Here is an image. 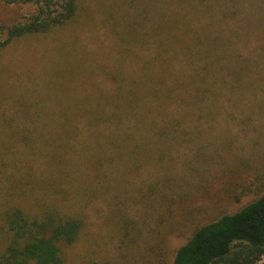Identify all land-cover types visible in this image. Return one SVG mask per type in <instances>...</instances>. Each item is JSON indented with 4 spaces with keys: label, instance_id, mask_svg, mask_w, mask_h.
<instances>
[{
    "label": "rangeland",
    "instance_id": "1",
    "mask_svg": "<svg viewBox=\"0 0 264 264\" xmlns=\"http://www.w3.org/2000/svg\"><path fill=\"white\" fill-rule=\"evenodd\" d=\"M40 7L0 0V40ZM130 89L138 108L100 120ZM263 191L264 0H80L71 24L0 48V245L20 205L81 219L62 264H171Z\"/></svg>",
    "mask_w": 264,
    "mask_h": 264
},
{
    "label": "trees",
    "instance_id": "2",
    "mask_svg": "<svg viewBox=\"0 0 264 264\" xmlns=\"http://www.w3.org/2000/svg\"><path fill=\"white\" fill-rule=\"evenodd\" d=\"M33 1L42 2L45 7H40L28 21L7 27L6 36L0 40V48L21 37L44 34L71 24L80 8V0ZM51 5H56L57 9H49ZM158 30L159 25H155L154 34L158 35ZM173 45V41L169 42L165 49L173 50ZM202 50L207 58L211 50L204 45ZM152 76L149 71L146 72L147 84L153 85ZM187 78L189 81L194 79L192 75ZM175 85L171 83L165 90L173 89ZM146 89L150 96L147 86ZM128 93V112L121 113L124 104L115 103L112 112L100 120L117 122L122 116L134 112L140 105L138 96L133 89ZM25 140L29 141L30 138L26 136ZM1 213L0 264H62L60 243L75 242L82 228L79 218L53 216L52 213L45 216L28 214L20 205H9ZM263 255L264 191L238 210L223 213L195 227L186 240L174 249L171 264H256ZM88 264L112 263L92 261Z\"/></svg>",
    "mask_w": 264,
    "mask_h": 264
}]
</instances>
